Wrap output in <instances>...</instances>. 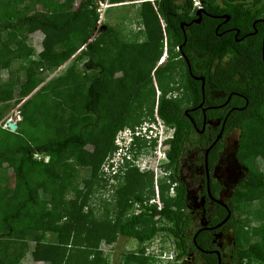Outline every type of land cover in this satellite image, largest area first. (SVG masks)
Here are the masks:
<instances>
[{"label": "trees", "instance_id": "trees-1", "mask_svg": "<svg viewBox=\"0 0 264 264\" xmlns=\"http://www.w3.org/2000/svg\"><path fill=\"white\" fill-rule=\"evenodd\" d=\"M76 1L79 3L74 9ZM108 1L111 5L126 6L130 1L139 0ZM198 2L203 9L201 12H206L199 23L193 22L197 19V9L193 8L191 0H140L134 4H139L146 40L133 48L120 43L110 27L98 25L93 0H0V70L10 67V59L28 57L33 52L25 44L27 35L21 36V33L40 31L44 34L38 60L26 70V79L19 86L15 103L22 104L18 108L20 120L15 132L4 127L0 109V131L15 140L12 145L6 139L4 145L0 144V169L3 170L0 241L4 237L17 236L23 240L31 236L36 240L31 255L37 262L65 264L69 248L80 245L86 256H81L84 259L75 256L76 264H109L97 247L106 239L105 233L113 228L115 232L111 230L110 234L135 239L139 246L158 233L170 236L174 259L167 260L169 264H183L193 255L204 264H218V257L220 264H264V201L255 196L258 192L264 195V174L257 172L254 161L239 145L236 157L247 173L231 199L224 203L225 207L216 202L220 186L214 179L222 142L233 131L238 132L239 143H248L253 148L264 170L263 41L260 36L253 41L255 44L251 42L252 37L245 36L236 42L231 33L220 37L210 18V15L227 12L231 17L230 25L243 33L247 27L250 29L253 18L264 17V0ZM95 32L98 33L95 35ZM4 34L9 37L7 42L1 40ZM164 45L168 66H156ZM107 46L116 49L115 58L110 50L106 51ZM135 47L139 51L137 55ZM74 55V59L87 57L83 63L85 71L78 72L69 66L57 72ZM225 57L227 63L220 64ZM173 58L177 59L173 61ZM194 61L201 65V72L188 69V64L192 66ZM175 62L180 69L179 80L175 78ZM213 65L215 67L211 68ZM117 72H122V76L115 78ZM192 75L204 76L225 94L233 92L243 96L233 95L229 104L240 109H232L229 114L217 109L206 111V121L216 124V129L207 124L202 131V115L189 113L193 123L184 114L192 103L199 102L200 85ZM178 83L184 85L183 99L173 98V93L167 95ZM6 91L0 92V103L11 99L12 89ZM37 99L41 101L36 104ZM41 109L48 117L49 128L44 132L48 141L34 142L25 135V124L26 121L38 123ZM158 122L163 129L173 131L172 138L164 144L166 159L157 166L169 181L164 190L162 185L159 187L160 193L154 170L142 172L139 169L141 155L156 157L158 138H150L148 134L151 126ZM223 122L222 135L208 153V192L204 153L220 133ZM123 130L131 132L132 141L127 149H122L125 151L118 153L119 145H114V138ZM87 144L93 145L91 151L84 148ZM190 149L197 150L195 168L200 167L202 172L199 195L204 207V224L194 230L188 185L179 175L181 159ZM36 154L48 156V162L35 159ZM112 155L117 158L109 159ZM70 160L79 166L91 167L90 178L85 180V189L79 192L77 199L70 201V207L55 216L51 210L60 201L64 187L62 178L69 175ZM58 167L63 169L62 173L57 172ZM105 167L106 174L102 170ZM173 184L174 195L169 198L165 191ZM107 186L113 188L117 205H132V211L126 216L121 214L113 227L108 225L106 215L104 219L95 218L93 207L87 204L91 195ZM254 201L258 206L251 217L262 223L251 228L242 215ZM228 212L227 221L216 228ZM63 218V226L56 225ZM154 220L160 225L150 226L144 232L143 228ZM40 230H58L59 245L39 242L36 232ZM227 230L235 241L228 252L218 246L216 239L220 232ZM252 238L254 241L250 243ZM70 240L72 246H68ZM1 249L0 264H11L12 258L3 261L4 250ZM122 262L129 264V256L123 255Z\"/></svg>", "mask_w": 264, "mask_h": 264}, {"label": "rangeland", "instance_id": "rangeland-1", "mask_svg": "<svg viewBox=\"0 0 264 264\" xmlns=\"http://www.w3.org/2000/svg\"><path fill=\"white\" fill-rule=\"evenodd\" d=\"M192 1V0H191ZM21 2V0H20ZM78 1L74 3V9L78 6ZM136 3H140V0L137 1H130L127 3L129 5L121 6L122 3H118L116 5H111L110 1L104 0H93V4L97 7V14H98V25L100 24L102 27L107 28L110 27L117 35V38L120 43L126 45H139L143 44L146 40V36L144 33V27L141 22V18L139 15V4L134 5ZM113 6V7H111ZM162 23V22H161ZM98 33V32H97ZM95 32V35L97 34ZM21 36H26V43L30 46L33 50L31 55L28 57H23L18 60L10 59V67L6 69L0 70V92L5 91L8 92L9 89H12V97L6 103H0V109L2 113V120H12V122L16 123L19 121L18 115V108L22 104H16L15 101L18 98L19 93V86L21 83L25 81V74L26 70L33 66V63L38 60V54L42 51V41L44 38V34L40 31H36L32 34H26V31L20 34ZM8 36L6 34L1 36V40L3 42H7ZM14 46V45H13ZM134 48V46H133ZM111 51V56L115 58L116 49H110L107 46L106 51ZM166 46L164 45L162 55L158 59L156 66H163L166 62L162 61L160 63L161 58L165 56ZM137 48L135 47L134 53L137 55ZM168 55V54H167ZM76 55H74L70 60L66 62L64 66H62L57 72H61L65 70V68L72 66L78 72H84L85 66L83 63L87 59V57H81L79 59H74ZM177 62L174 65V71L180 74V69L177 68ZM179 65V64H178ZM59 72V73H60ZM50 76V75H49ZM52 76V75H51ZM122 76V72H117L115 74V78ZM157 95V94H156ZM41 100L37 99L36 104L39 103ZM49 101V100H48ZM50 104V101L48 102ZM51 108V107H50ZM48 108V109H50ZM40 116L38 123L30 124L26 121L25 124V135L29 139H33L34 142H47V134L48 126L46 125V121L48 122V117L44 116V109H41ZM19 117V118H18ZM125 131V130H123ZM171 133L170 129L164 128V136ZM46 135V136H45ZM6 139L9 141V145L14 143V139L8 133L0 131V144L4 145L5 142L3 140ZM121 140V135L119 132L115 135L114 138V145L118 146V141ZM166 139L164 141L167 142ZM223 150L220 154L219 162L216 167L214 173V179L218 182L220 186V192L218 194V200L222 203L228 202L233 192L238 188L241 179L247 173V170L242 166L239 160L236 157V150L239 145L244 150V152L248 155V157L254 161V166L258 173L264 174L263 168L260 167V162L257 160V154L253 150V148L245 142L239 143V134L237 131L231 132L227 135L223 140ZM166 146H163L162 149L164 150ZM86 150L91 151L93 149V145L87 144L84 147ZM156 150V148H155ZM154 150V151H155ZM154 153V152H153ZM197 150L190 149L186 156L181 159V167L179 171V175L185 179L188 190H189V203L190 208L192 209V213L194 215V222H193V230L196 229L200 224L203 223V216H204V207H203V199L199 195L200 187L202 184V172L201 168H195V156ZM155 154V153H154ZM40 158L41 156H45L44 154L38 155ZM116 159L117 156L112 155L109 159ZM107 160V162L109 161ZM139 169L142 172H148L151 169H155L156 165H154V158L151 156L148 157L145 154L141 155V159L139 160ZM153 163V165H152ZM70 166H67V171L69 175L63 176L62 180L63 186L62 193L59 195L60 201L58 205L52 211V214L57 216L56 214L64 213V209L70 207V201H75L79 196V192H83L85 189V180L87 181L90 178L91 167L87 166H79L76 162L70 160ZM193 168V169H192ZM103 172L106 174L107 169L106 167L102 169ZM3 170L0 169V176L3 174ZM63 169H57L58 173H62ZM66 173V172H65ZM157 177H155V181H157V187L160 193L159 187L162 185L163 190L164 187L169 185V181L167 177H163V175L156 170ZM62 175V174H60ZM2 177V176H1ZM101 177V172L98 173V178ZM112 183V181H111ZM6 187V184L3 185ZM171 186V185H170ZM155 187V186H154ZM175 184L171 186L169 191H165V195L167 197H172L174 195L173 188ZM7 189V188H6ZM9 190L12 188H8ZM156 191V190H155ZM156 195V192H155ZM255 196L260 197L264 201V195L258 192ZM157 202V201H156ZM91 205L93 216L97 219H104L105 215L107 216V223L110 227L116 225V222L120 218L119 216H126L127 214L132 211V205L126 204L124 206H119L118 201L115 199L113 195V188L107 186L105 189L100 188V191L91 195L88 199V203ZM122 204V203H121ZM161 206V204H160ZM258 202L254 201L251 203L250 209H247L246 213L244 212L242 217L246 220L248 227H258L262 222L252 219L251 215L254 213V209L257 208ZM89 210L88 208L86 211ZM137 213L138 211L135 210ZM63 216V215H62ZM59 222L56 223L58 226H63L65 219L58 220ZM56 225L54 227H56ZM153 225H160V223L155 222H148V224L143 228L144 232H147L150 226ZM60 228V227H59ZM109 229V228H108ZM115 232V229L110 228L105 233L106 239L100 241L97 249L100 251L102 258H106L109 264H122V256L127 255L130 258L129 264H169L167 261V257L174 252L173 250V241L172 238L164 233H158L151 239L149 242H146L143 246L138 244L135 239H127L125 237L114 235L116 233L110 234L109 232ZM41 231V232H40ZM36 232L39 238V242H45L46 244L52 245H59L58 244V230L54 231H42L40 230ZM112 235V236H111ZM111 236V237H110ZM218 239V246L223 249L224 251L228 252L230 248L235 245V241L232 237L231 231H222L217 235ZM254 241V238L250 239V243ZM72 240L68 242V246H72ZM36 246V240L33 238L25 237L23 240H20L17 236H13L10 238H2L0 241V248L4 250L2 255L3 261L8 262L10 258L13 259L11 264H50L46 262H37L34 261L32 258V252L34 251ZM68 248V247H67ZM68 250V249H67ZM86 256L85 249L82 248L80 245H75L69 248L67 253V258L65 264H76L77 259H84ZM92 255H95L91 252ZM92 255H89V259L92 258ZM76 256V257H75ZM92 261V260H89ZM62 262V261H61ZM62 264V263H61ZM183 264H204L198 257L195 255L191 256L190 259L185 261Z\"/></svg>", "mask_w": 264, "mask_h": 264}, {"label": "flooded vegetation", "instance_id": "flooded-vegetation-1", "mask_svg": "<svg viewBox=\"0 0 264 264\" xmlns=\"http://www.w3.org/2000/svg\"><path fill=\"white\" fill-rule=\"evenodd\" d=\"M199 10L202 11L203 9L200 8ZM205 13L206 12L200 13L201 19ZM196 16L198 19L199 16L197 15V13H196ZM210 18H212V20H214V25H216L215 33L220 37L223 34L231 33V34H233L234 40L236 42L242 41L245 36L252 37V40H251L252 43H255L253 41L258 40L260 36L262 38V41H264V17L263 16H258V17L253 18L250 22V29L247 27L246 28L247 30H245V32H243V33H241V30H239V28H236V27L230 25L231 17H230V15L227 14V12L218 13L216 15H210ZM201 19H200V21H201ZM240 34H242V35L240 36ZM254 35H256V36L254 37ZM166 48H167V46H166ZM166 54H167V51H166ZM166 56H167V58H163L162 61H164V60L166 61V62L164 61L165 63L163 65L167 67L168 63H169V59H168V55H166ZM182 56L183 55H181V58H182ZM176 59L177 58H173V61H175ZM162 61L160 63H162ZM227 61H228V59H227V57H225L221 60L220 64L225 65L227 63ZM214 65L211 68H214L215 67ZM188 69L191 71L193 70L196 73H199L203 70L201 65L196 61L193 62L192 66L189 63ZM213 72H214V70H213ZM192 77H193V80L195 82H198L200 85L199 86V102H197V103L194 102V104L192 103V105H193L192 107L185 109L184 114L186 116H188L189 119H190L189 113H193V114L197 113L199 115H202V124H203V121L205 118V127L204 128H206L207 124H209V125L212 124V126L216 129V124H213V122H210V121H206V116H205L206 111L212 110V109H214V110L217 109L220 112L229 114L232 109H240V107L239 108L238 107L237 108L231 107L229 104L233 95L234 96L235 95L239 96V95H237L236 93H233V92H230L229 94H225V93L217 90L215 87H213L210 84V81L208 79H206L204 76L192 75ZM175 78H176V80L180 79L179 73L175 72ZM201 79L204 80L203 92H202V81H201ZM181 84L178 83L176 85H173V87L171 88L172 90H170L167 93V95L173 93V98L180 97V99H183L185 89H184V85H181ZM176 87H178V88H176ZM158 97L159 96H157V98H156L157 100H158ZM239 97L243 98V96H241V95ZM222 98H224V100ZM221 100H223V101H221ZM190 120L194 123V121L192 119H190ZM222 126H223V123H222ZM193 127L195 128V125ZM220 129H223V128L221 127ZM216 239H217V236H216ZM217 242H218V239H217Z\"/></svg>", "mask_w": 264, "mask_h": 264}, {"label": "clouds", "instance_id": "clouds-1", "mask_svg": "<svg viewBox=\"0 0 264 264\" xmlns=\"http://www.w3.org/2000/svg\"><path fill=\"white\" fill-rule=\"evenodd\" d=\"M198 0H192V3H193V7L195 8V2H197ZM197 9V8H196ZM199 9H197L198 11ZM166 51H165V56H166ZM163 58L165 57H162L161 58V61L163 60ZM160 61V62H161ZM159 92L157 91V96H158ZM19 118V117H18ZM20 120V118H19ZM6 122V121H5ZM18 122V121H17ZM16 122V123H17ZM224 123V122H223ZM224 127V126H223ZM222 127V128H223ZM146 128H147V125L144 126V129L146 131ZM167 129H170V128H167ZM171 130V133L168 134V135H165L164 136V129H163V126L160 122H158L157 125H152L151 126V129L149 130V134L148 136L150 138H158L155 142H156V157L154 158V165H156L155 169H151V170H154V172L156 173V170H158L157 166L159 164L160 161H163L166 159V152L162 149V147L164 146V141L167 139L169 140L168 138H172V129ZM223 130V129H222ZM119 134L121 135V140L118 141V145H119V150H118V153H121L125 150H122L123 148H128L129 144L131 143L132 141V137H131V132L128 131V130H125V131H121L119 132ZM138 134V133H136ZM39 154H36L35 155V159L39 160V161H43L45 163L48 162L49 160V157L48 156H41L40 158H38ZM153 158V157H152ZM153 165V163H152ZM157 174V173H156ZM157 205L159 206V204L157 203ZM169 260V259H167ZM169 261H172V260H169Z\"/></svg>", "mask_w": 264, "mask_h": 264}, {"label": "water", "instance_id": "water-1", "mask_svg": "<svg viewBox=\"0 0 264 264\" xmlns=\"http://www.w3.org/2000/svg\"><path fill=\"white\" fill-rule=\"evenodd\" d=\"M196 13H197V15L199 16V18H198L197 20L193 21V22H195V23H199V22H200V19H201V17H200V13H201V11L198 10ZM181 26H182V25H181ZM262 56H264V41H263V47H262ZM201 81H202V92H203L204 80L201 79ZM223 126H224V123H223ZM223 126H222V127H223ZM4 127H5V128H8L11 132H15V131L17 130V125H16V123L12 122V120H10V119H9V120H6V122L4 123ZM204 127H205V119H204V121H203L202 131L204 130ZM221 135H222V129H221L220 133L217 135V137H216V139L214 140V142L209 146L208 149H206V151H205V153H204V162H205V171H206V178H207V191H208V192H209V188H208V186H209V185H208V173H207V172H208V171H207V158H208V153H209L210 149L213 147V145L218 141V139H220ZM216 202H217L219 205H222V206L225 207L224 203L220 202L219 200H216ZM229 216H230V213L228 212L226 218H225L220 224H218V225L215 226V227H216V228L220 227L223 223H225V222L227 221V219L229 218ZM209 253H210V252H209ZM216 254H217V253H216ZM218 264H220L219 257H218Z\"/></svg>", "mask_w": 264, "mask_h": 264}, {"label": "built area", "instance_id": "built-area-1", "mask_svg": "<svg viewBox=\"0 0 264 264\" xmlns=\"http://www.w3.org/2000/svg\"><path fill=\"white\" fill-rule=\"evenodd\" d=\"M195 8H197V9H200L201 7H200V4H199V2L197 1V2H195ZM166 259H169V260H173L174 259V255H170V256H168Z\"/></svg>", "mask_w": 264, "mask_h": 264}]
</instances>
